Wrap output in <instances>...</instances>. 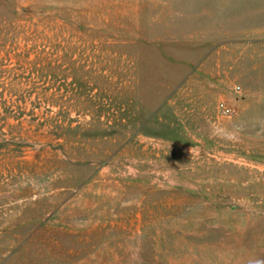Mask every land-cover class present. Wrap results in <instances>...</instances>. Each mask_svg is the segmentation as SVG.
Segmentation results:
<instances>
[{"label": "rangeland", "instance_id": "obj_1", "mask_svg": "<svg viewBox=\"0 0 264 264\" xmlns=\"http://www.w3.org/2000/svg\"><path fill=\"white\" fill-rule=\"evenodd\" d=\"M257 3L0 0V264H264Z\"/></svg>", "mask_w": 264, "mask_h": 264}, {"label": "crops", "instance_id": "obj_2", "mask_svg": "<svg viewBox=\"0 0 264 264\" xmlns=\"http://www.w3.org/2000/svg\"><path fill=\"white\" fill-rule=\"evenodd\" d=\"M244 11L246 12V10H244ZM250 11L253 12V13H257V14L264 13V5L263 4L261 5V4L257 3L255 5V8H252ZM211 13H212V9H211Z\"/></svg>", "mask_w": 264, "mask_h": 264}, {"label": "built area", "instance_id": "obj_3", "mask_svg": "<svg viewBox=\"0 0 264 264\" xmlns=\"http://www.w3.org/2000/svg\"><path fill=\"white\" fill-rule=\"evenodd\" d=\"M221 110L224 114H227V115L231 113V109L224 104H221Z\"/></svg>", "mask_w": 264, "mask_h": 264}, {"label": "clouds", "instance_id": "obj_4", "mask_svg": "<svg viewBox=\"0 0 264 264\" xmlns=\"http://www.w3.org/2000/svg\"><path fill=\"white\" fill-rule=\"evenodd\" d=\"M257 264H259V262H257Z\"/></svg>", "mask_w": 264, "mask_h": 264}]
</instances>
